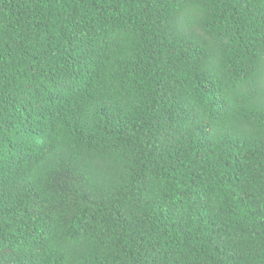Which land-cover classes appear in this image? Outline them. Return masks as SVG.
<instances>
[{
  "label": "trees",
  "instance_id": "trees-1",
  "mask_svg": "<svg viewBox=\"0 0 264 264\" xmlns=\"http://www.w3.org/2000/svg\"><path fill=\"white\" fill-rule=\"evenodd\" d=\"M0 264H264V0H0Z\"/></svg>",
  "mask_w": 264,
  "mask_h": 264
}]
</instances>
